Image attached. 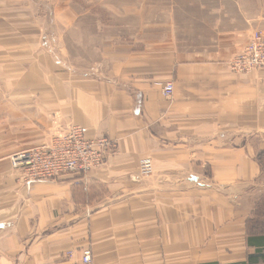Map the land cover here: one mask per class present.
<instances>
[{
	"label": "crops",
	"instance_id": "obj_1",
	"mask_svg": "<svg viewBox=\"0 0 264 264\" xmlns=\"http://www.w3.org/2000/svg\"><path fill=\"white\" fill-rule=\"evenodd\" d=\"M47 1L0 0V83L22 109L0 152V264H264V66H228L264 0H166L147 24L105 20L110 0ZM53 116L114 149L86 176L25 183L11 157L46 142Z\"/></svg>",
	"mask_w": 264,
	"mask_h": 264
},
{
	"label": "built area",
	"instance_id": "obj_2",
	"mask_svg": "<svg viewBox=\"0 0 264 264\" xmlns=\"http://www.w3.org/2000/svg\"><path fill=\"white\" fill-rule=\"evenodd\" d=\"M233 72L245 73L264 66V28L254 29L247 42L228 60ZM164 96L173 92V83L165 82L161 90ZM52 134L46 142L23 149L12 155V164L21 171L25 183L35 180L54 179L66 173H82L83 176L105 162L114 149V142L106 137L87 138L76 124L61 126L54 116ZM153 171L151 157L139 160V172L149 176ZM90 249H84L82 261L89 263Z\"/></svg>",
	"mask_w": 264,
	"mask_h": 264
},
{
	"label": "rangeland",
	"instance_id": "obj_3",
	"mask_svg": "<svg viewBox=\"0 0 264 264\" xmlns=\"http://www.w3.org/2000/svg\"><path fill=\"white\" fill-rule=\"evenodd\" d=\"M57 0H48L47 1V6H53V4L56 2ZM63 3H67L69 2V0L65 1L62 0ZM108 1L109 0H78V5L79 7H85L86 4H93L95 3V6L97 7L98 12H103L104 8H106L104 4L108 5ZM111 2L114 1L116 4V8H118L120 10V13H104V14H99L100 16L104 17L105 20L107 19L108 21L110 20H120V21H124L127 24L129 22H133V21H138L141 20L143 23L147 24L150 21L153 20H160L161 17L163 16V14L160 12V10H164L165 6H166V0H142V6L140 11H136L135 12V8L133 6V2L137 1V0H110ZM121 1L124 2L123 6L121 5ZM152 2V5H150V2ZM158 1V4L155 2ZM171 1V0H170ZM120 4V6H119ZM124 8V12H122ZM125 14V15H124ZM125 23V24H126ZM190 22L186 23L187 25L185 27L182 26V22H180L179 24V28H176L174 31L175 33H177V35L179 36H186V37H193L199 33H201L202 29H197L194 27H191L189 25ZM260 29V28H257ZM263 29V28H261ZM126 33H130L133 30V28H126L125 30ZM137 31V29H136ZM142 36H144L145 33L151 31L150 29H145L143 28L142 30ZM155 31V30H152ZM126 36H128L126 34ZM53 37V36H52ZM51 37H47V39H50ZM11 100V97L9 95V93L6 90V87L3 86L0 83V152H3L7 146V132L14 130V131H19L22 130V125H21V112L22 109H8L6 104L8 103V101ZM49 116V115H48ZM17 124V125H16ZM16 132V133H17ZM9 144V142H8ZM263 205V203H260V205L258 206V210L261 214H263L262 218L264 219V209L263 207H261Z\"/></svg>",
	"mask_w": 264,
	"mask_h": 264
},
{
	"label": "trees",
	"instance_id": "obj_4",
	"mask_svg": "<svg viewBox=\"0 0 264 264\" xmlns=\"http://www.w3.org/2000/svg\"><path fill=\"white\" fill-rule=\"evenodd\" d=\"M259 161L262 163L263 165V168H264V151L262 153L259 154V157H258ZM261 239V238H260ZM257 243H262V241H259Z\"/></svg>",
	"mask_w": 264,
	"mask_h": 264
}]
</instances>
